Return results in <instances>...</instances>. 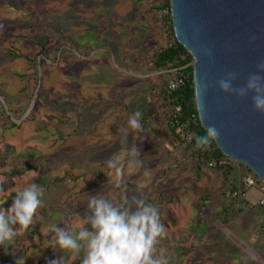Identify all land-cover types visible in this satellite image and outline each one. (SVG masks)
<instances>
[{
    "label": "rangeland",
    "instance_id": "rangeland-1",
    "mask_svg": "<svg viewBox=\"0 0 264 264\" xmlns=\"http://www.w3.org/2000/svg\"><path fill=\"white\" fill-rule=\"evenodd\" d=\"M164 3L0 0V182L13 175L0 208L30 183L45 191L33 234L21 231L11 245L26 264L61 256L50 226L75 234L96 194L158 206L166 236L157 249L169 264H264L257 212L241 204L242 193L257 202L262 182L235 164L225 186L218 170L170 140L160 94L167 76L148 71L172 34ZM137 110L143 128L134 132L127 121ZM134 146L139 167L128 156ZM248 177L254 186H245ZM77 260L82 254L67 264ZM0 264H15V256L0 249Z\"/></svg>",
    "mask_w": 264,
    "mask_h": 264
},
{
    "label": "water",
    "instance_id": "water-1",
    "mask_svg": "<svg viewBox=\"0 0 264 264\" xmlns=\"http://www.w3.org/2000/svg\"><path fill=\"white\" fill-rule=\"evenodd\" d=\"M176 41L192 58V82L198 120L203 129L215 126L217 149L264 182V115L252 98L225 95L217 81L234 72L242 87L264 59V0H169ZM201 81L207 95L198 96Z\"/></svg>",
    "mask_w": 264,
    "mask_h": 264
},
{
    "label": "clouds",
    "instance_id": "clouds-1",
    "mask_svg": "<svg viewBox=\"0 0 264 264\" xmlns=\"http://www.w3.org/2000/svg\"><path fill=\"white\" fill-rule=\"evenodd\" d=\"M236 79V73L228 72L217 81V87L221 93L237 99L251 95L254 111L264 115V59L257 62L255 72L249 75L244 86L236 87ZM170 87L175 85L170 84ZM208 92L209 84L201 81L198 96ZM142 117L141 111H135L129 116L127 127L134 132L141 131ZM218 137V129L208 126L203 137H196V147L204 148ZM124 139L127 140L126 134ZM128 156L130 163L137 167L141 165L136 146L128 151ZM107 163L119 173L118 160ZM44 194L42 186L30 183L16 193L9 207L0 208V249L6 255L15 256V264H26L27 259L24 255L16 256L11 245L21 231H26L41 218L38 210L43 206ZM50 230L54 233L53 249L63 253L51 264H67L69 257L81 254V264H169L168 258L163 253L158 254L157 249L160 240L166 236L159 207L142 197L134 196L130 201L125 199L117 204L101 194L89 195L87 212L75 234L56 224H52Z\"/></svg>",
    "mask_w": 264,
    "mask_h": 264
},
{
    "label": "trees",
    "instance_id": "trees-1",
    "mask_svg": "<svg viewBox=\"0 0 264 264\" xmlns=\"http://www.w3.org/2000/svg\"><path fill=\"white\" fill-rule=\"evenodd\" d=\"M162 7H165L169 10V0H165V3L162 5ZM167 18L169 21L170 33H172L173 35L170 14L168 15ZM41 62L42 60L40 59L38 64L33 63L34 68L37 65L39 66ZM191 63H192L191 56L176 40H174L173 43L169 46L167 44L166 46H164V48L160 50L157 49L154 50L149 60V67H148L149 72H160L164 70H169L170 68L175 66L177 67L186 66L185 72L187 73V78L182 86H180L175 91H167L164 85V88H162L160 91L163 105L168 110V112L166 113V126L168 127L171 141H175L177 138L175 135V128L171 124L172 115L174 113V107L177 106L180 108V112L176 114V118H175V120H177L180 123H186L192 115H197V111L195 107V99H194L193 82H192L193 67ZM26 110L27 108L16 110L14 115L12 116L13 119L16 120L22 119ZM11 125L13 127H17V125L14 122H11ZM189 129L193 134L192 141L188 145H186L184 151H186L190 156L196 157L198 159V162L201 164L203 162H207V163L215 162L216 164L212 168L218 170L224 176L223 184L227 186L226 182H227L228 174L231 172L232 169L231 167L236 163L225 157L217 149L214 141H212L209 145L205 146L204 148L196 147V137L198 136L203 137L206 133V130L201 127L198 119L195 122H191L189 124ZM224 159L228 161V164L219 165L218 162ZM237 165L242 167V165L239 164ZM246 170L250 175H252V173L248 169ZM12 185H13V175H8L5 181L0 182V192L6 191ZM230 188H236V187L230 186ZM8 202H10V200H8ZM25 232L28 235H32L33 234L32 226H30ZM37 264H44V263L43 261H39ZM75 264H81V261L77 260Z\"/></svg>",
    "mask_w": 264,
    "mask_h": 264
},
{
    "label": "built area",
    "instance_id": "built-area-1",
    "mask_svg": "<svg viewBox=\"0 0 264 264\" xmlns=\"http://www.w3.org/2000/svg\"><path fill=\"white\" fill-rule=\"evenodd\" d=\"M169 14H170V12L168 10V11H166V14H164L162 16L167 17ZM174 40H176L174 37V34L173 35L170 34V39L167 42L168 46L171 45ZM162 48H164V47H162ZM185 68H186V66H181V67L175 66V67L170 68L169 70L161 71L163 75L167 76L166 83H165V88L167 91H175L176 89H178L180 86H182L184 84V82L187 78V73L185 72ZM170 84H174L175 87H170ZM179 112H180V108L177 106L174 107V113H173L172 119H171V124L175 128V135L177 137L175 140L174 146H183V148H185L186 145H188L192 141V139L189 140L188 137L193 136L192 132L189 129V124L191 122H195L198 119V115H192L186 123H180L177 120H175L176 114ZM215 164H216L215 162H209V163H207V166L212 168ZM218 164L219 165H226V164H228V161L225 159L220 160L218 162ZM245 184H246L245 185L246 187H252V186H254L255 182L252 178L248 177V178H246ZM258 190L260 192V197L257 201V206L263 211V209H264V182H262L260 185H258ZM240 194L241 193H239V192H233L231 196L238 197V196H240ZM241 196H244V193H242ZM258 223H259L258 224L259 234L264 238V213H262V212H261V217L259 218Z\"/></svg>",
    "mask_w": 264,
    "mask_h": 264
},
{
    "label": "crops",
    "instance_id": "crops-1",
    "mask_svg": "<svg viewBox=\"0 0 264 264\" xmlns=\"http://www.w3.org/2000/svg\"><path fill=\"white\" fill-rule=\"evenodd\" d=\"M247 191H245V193H246ZM259 192V191H258ZM246 195L247 194H244V198H242V200H241V204L242 205H246L248 208H254V210L257 212V216L256 215H254V216H256V219H257V221H259V219L258 218H260L261 217V212H262V210L257 206V202L256 203H249L248 201H247V198H246ZM260 197V196H259ZM237 198H240L239 196L237 197ZM246 198V199H245ZM259 199V198H258ZM258 201V200H257ZM235 203V202H234ZM257 233V232H256ZM258 238H261V242H260V245L262 246V247H264V238L259 234V231H258Z\"/></svg>",
    "mask_w": 264,
    "mask_h": 264
}]
</instances>
